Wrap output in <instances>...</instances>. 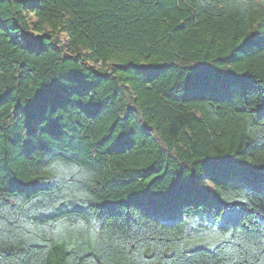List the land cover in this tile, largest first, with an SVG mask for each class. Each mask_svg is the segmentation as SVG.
<instances>
[{"label":"trees","instance_id":"16d2710c","mask_svg":"<svg viewBox=\"0 0 264 264\" xmlns=\"http://www.w3.org/2000/svg\"><path fill=\"white\" fill-rule=\"evenodd\" d=\"M0 264H264V0H0Z\"/></svg>","mask_w":264,"mask_h":264},{"label":"rangeland","instance_id":"374dc122","mask_svg":"<svg viewBox=\"0 0 264 264\" xmlns=\"http://www.w3.org/2000/svg\"><path fill=\"white\" fill-rule=\"evenodd\" d=\"M97 66H100V65H97ZM145 253H146V254L148 253V249H147V250H145ZM166 253H169V251H168V250H166Z\"/></svg>","mask_w":264,"mask_h":264}]
</instances>
